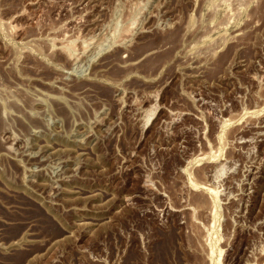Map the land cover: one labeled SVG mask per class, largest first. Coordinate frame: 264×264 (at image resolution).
<instances>
[{
    "label": "rangeland",
    "instance_id": "obj_1",
    "mask_svg": "<svg viewBox=\"0 0 264 264\" xmlns=\"http://www.w3.org/2000/svg\"><path fill=\"white\" fill-rule=\"evenodd\" d=\"M0 264H264V0H0Z\"/></svg>",
    "mask_w": 264,
    "mask_h": 264
}]
</instances>
